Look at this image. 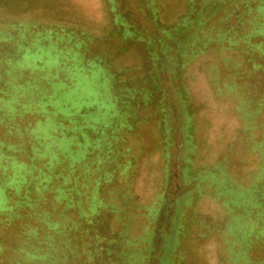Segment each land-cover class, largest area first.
<instances>
[{"label": "flooded vegetation", "instance_id": "1", "mask_svg": "<svg viewBox=\"0 0 264 264\" xmlns=\"http://www.w3.org/2000/svg\"><path fill=\"white\" fill-rule=\"evenodd\" d=\"M251 1L256 3L255 8L260 14L264 0H184V6H188L186 11L179 15L174 24L166 25L158 18L162 7L157 0H120V23H127L130 41L142 44L145 66L150 68V72L155 68L151 78H146L144 89H132L145 91L143 101L148 102V107L153 105L156 108V119L153 120L160 133V166L158 173L151 174L145 183L151 185L149 193L152 196L140 198L133 189L136 175L133 161L138 155L129 145L127 135L129 137L133 133L138 120L133 121L136 113L134 103L137 99L132 94L119 97L123 106L122 110L119 109L121 113L118 124L116 120L112 126L105 127L101 124L102 118L90 111L85 112L78 120L72 117L58 118L53 125V115L39 113L35 109L22 111L19 115L11 114L15 91L28 90H17L11 80L5 81L4 76H0V125H3L6 117L12 118L13 124H6V132L14 138L13 143H19L15 139L29 143L40 139L45 143L44 139L50 132H58L60 138L64 137L63 133L66 134L63 139H71L62 141L66 148H82L84 135L94 141L85 161L79 156L75 157L73 161H66L63 169L62 182L69 191L67 197H63V202L59 201L63 205L59 216L62 219L59 251L63 258L59 259L52 253L58 261H63L64 264H245L243 252L246 227L241 217L243 210H240V201L234 197L233 192L228 195L226 190L220 188L226 183L224 171L229 164V153L227 155V152L221 151L213 166L196 164L199 146L196 140L200 132L196 117L200 110L194 95L186 89L180 74L182 67L178 63L181 59L182 64H185L198 57L212 42L217 46L222 43L223 47L240 48L241 58L251 62V68L246 66V70H240L239 62H229V65L227 62V70L235 72L233 78H229L230 83L226 84L224 90L216 88L217 91L212 92L221 97V100L232 103L233 113L242 124L243 129H238L236 143L231 146L241 147L237 139L251 140L252 145L245 146L247 152L260 156V125L257 121L260 110L255 109L256 104L253 103L257 97L264 95V30H253L248 41L254 44L239 39V30L245 23H249L242 15L250 13L246 10ZM201 10H205L204 14L207 10L212 11L214 16L221 14L220 21H227V27L215 38H208L203 46L192 38L189 42V46L193 42L191 50H184V55L177 57L178 62H173L171 70L176 68L177 80L174 82L171 79V84L175 89L176 101L172 100L170 104L173 98V91L168 87L170 76L162 75L163 68L157 65L162 61V56L179 48L174 45L179 31L192 35L193 31L197 34L203 29L199 22ZM232 17L234 21L230 20ZM8 26L12 28L11 32L0 36L1 63L6 64L9 59L23 61L28 54L37 51L36 46L40 43L50 46L54 43L64 54L74 50V59H85L82 50L86 45L78 46L83 45L84 40L72 41L71 33L64 29L61 34L55 28L44 29L38 27V24ZM34 27L38 29L33 30ZM46 36L52 38L51 43L44 39ZM28 37L31 39L28 40ZM71 54L67 53L65 56L68 62L73 61ZM244 59L242 60L245 61ZM92 62L93 60H88L86 65L89 67V75L94 77L97 68L91 66ZM75 65L66 66V63H61L60 68H56L55 75L56 78L61 77L60 75L63 77L59 81L42 80V87L47 86L44 91H81V80L75 75ZM15 67L18 70L28 69V61ZM71 68L73 71L69 72ZM8 69L11 70V66L8 65ZM128 71L133 73V69ZM171 73L173 76V72ZM218 75L219 73L212 80L218 79ZM152 78L158 83L156 88L152 87ZM5 83L12 87H5ZM77 85L81 87L78 90ZM32 86L34 85L30 87ZM117 99L118 97L111 96L112 101L117 102ZM170 105L173 119L169 115ZM49 110L53 112L51 108ZM30 116L35 117V123L18 129L21 119ZM142 122L139 120V124ZM224 139L222 137L221 141L224 142ZM40 151L32 152L33 159L44 160L49 164L51 155ZM22 164L30 171L27 163L19 165ZM37 183L38 180L31 185L34 190L40 191L42 185ZM25 185L26 182L20 186L22 190ZM53 192L50 191L51 198H54ZM204 195H209L214 200V205L209 210L200 208L201 197ZM250 237L254 240L253 234ZM70 260L74 262L70 263Z\"/></svg>", "mask_w": 264, "mask_h": 264}, {"label": "rangeland", "instance_id": "2", "mask_svg": "<svg viewBox=\"0 0 264 264\" xmlns=\"http://www.w3.org/2000/svg\"><path fill=\"white\" fill-rule=\"evenodd\" d=\"M158 2L162 7L158 18L164 21L166 25L174 24L179 15L183 14L188 7L186 5L184 6V0H157ZM250 4L256 5L252 1ZM120 9V0H0V36L2 34L7 35V33L11 32L12 28L8 24H38V27L41 26L44 29L55 28L61 34L64 33L61 31L64 29V31L71 33L72 41H77V39L84 40L85 43L78 46L82 47L86 45L84 50H82V56L85 59H79L77 57L74 59L73 56L75 53L72 50V54L70 51L65 52L66 54L70 53L71 59L73 60L68 62L65 58L66 54L63 52L62 54L58 50V47L54 43H51L52 38L46 36L44 39L48 43H51V46L45 43L37 45V51L28 54L23 60L28 61V69L18 70L15 67L23 63L22 59H9V62H6L7 65L0 63V68L2 67L1 71L4 73V80L10 81L11 79L15 89L20 90V88H25V90H28L15 91L12 98L11 114L19 115L22 111L35 109L39 113H45L49 116L53 115V125L58 118L64 119L72 117L78 120L83 117L85 112L90 111L102 118L101 124L105 127L112 126L116 120V124H118L120 120L118 118L121 113L119 109L122 110L121 106H123L119 97L120 95L126 97L128 93L132 94L137 99L134 103L136 113L133 115L136 119L134 118L133 121L138 120V125H134L133 133L129 137L127 135V140L133 152L138 155L136 160L133 161V165H136V175L134 176L135 185L133 189L138 193L140 198H144L147 195H153L149 193V187L151 185L145 183L148 182V177L151 174H157L159 171V151L161 144L158 125L154 121L156 119V108L153 105L148 107L146 104L148 102L142 99L144 98L145 91L137 90L146 87L145 80L146 78H151V74L155 73V68H153V72L149 71L150 68L145 66V51L142 44L130 41L128 38V25L125 22L121 24L120 16L118 17ZM202 11L198 15L199 22H201L200 25L203 26V29L199 30L198 35L196 31H193L192 35L189 32L179 31L177 34V42L174 44L179 48H175V50L165 54L161 58L162 61L158 62L157 66L163 68V73L161 74L170 76L169 80L173 79L176 82V68L174 71L171 70L172 64L173 62H178L177 57L184 55V50H191L193 42L189 46L190 41L200 42L202 44H197L203 46V43L206 45L205 41L208 38H215L219 32L226 30L227 21H220L221 14L214 16L211 14L212 11L207 10L205 15L204 11ZM244 17L248 19V16ZM249 17L252 18L253 16L250 15ZM122 20L125 21V19ZM230 20L234 21L235 19L232 17ZM248 24H244V27L239 30V35L247 33L250 28H253L252 25L250 26ZM38 27L32 29L35 30ZM30 39L28 37V40ZM205 49L206 51L204 53H201L189 62L186 61L185 64H182L183 60L181 59L178 63L179 67H182L180 74L186 89L191 95H194L200 110L196 117L197 126L200 127V132L196 140L199 144L196 164L213 166L218 161L221 151L227 152V155L229 153V164L227 166L229 176L232 177L235 184L248 187L260 171L261 164L264 161V146L260 148L263 153L262 156L254 152H247L245 146H251V140L237 139L241 147L231 146L236 143L235 139L238 134V129H243L242 124L237 121L233 113L232 103L228 100H221V97L215 96L212 91H217L216 88L224 90L226 84L230 83L229 78H233L232 76L235 72L227 70V62L228 65L229 62H239L241 65L239 67L240 70H246V66L251 68V62H248L244 57L241 58L240 48L232 49L223 47L222 43L217 46L216 43L212 42ZM88 60H93L91 66L97 68V74L94 77H91L88 73L90 72L88 71V65H86ZM62 62L66 63V66L76 64L74 71L75 75L81 80L80 86L82 88L77 85V89H75L78 90L81 88V91H44L47 86L42 87V80L50 82L51 79H57L59 81L63 77V75H60L61 77L56 78L55 75L56 68L59 69ZM8 65L11 66V71H7V75L5 69L8 68ZM128 69H133V73H130ZM72 71L73 69L71 68L69 72ZM171 72H173V76ZM218 73V79L212 80ZM60 74H63V72ZM152 79V87L156 88L158 83L154 78ZM171 82L172 80L168 86L173 91V98L170 100V104H172V100L176 101L174 96L175 89ZM55 84L58 85L57 83ZM1 85H3V82H1ZM31 85L34 86L30 87ZM4 86L7 88L12 87V85H7L6 83ZM135 88L137 90L132 91ZM180 95L183 96L182 93ZM111 96L113 98L115 96L118 97L117 102L112 101ZM255 100L256 102L253 103L256 104L255 109L260 110L257 121H259L258 123L260 125L259 141L261 142L264 139V95L262 94L261 97L259 96ZM257 104L260 105L259 108ZM170 106L169 115L173 119V113L171 112L172 105ZM49 108L53 112H50ZM112 112L114 113L112 114ZM139 120L143 122L139 124ZM34 123L35 117L30 116L21 119L19 126L16 125L18 129H24ZM6 124H13L12 118L6 117L3 125H0V141L13 143L14 138L10 137L6 132ZM246 132L248 135L251 134L248 130ZM58 135V132L55 134L50 132L44 139L48 145V153H51L53 155L52 157L56 160L60 159L58 145L62 141L71 140L63 139L66 138V134L64 133L63 138H60ZM222 137L225 138L224 142L221 141ZM15 140L20 143L19 139ZM24 142H26V146L23 151H26L21 155L27 157V161L30 162V157L33 156V153L28 144L29 142ZM93 144V139L84 135V141L81 144L82 148L76 154L73 152V149H68L69 156L72 159L79 156L85 161L91 152V146ZM15 154L19 155V153ZM15 158L17 159L18 157ZM4 159L5 157H2L0 160L2 161ZM43 163L42 160L37 161V168H40ZM48 170L51 171V169ZM31 174L33 175L32 179H34V176L38 175V171L30 169L29 175ZM4 175L3 180L6 182L8 176L6 173ZM1 180L0 212L10 211L15 214L16 211L20 216H23V218L18 219L19 223L12 221L11 225L7 226L6 218L9 215L8 212L0 213V243L4 249V254L11 255V250L18 249L16 244H20L21 240L27 236L23 234V226L26 223L35 225V220L32 217L27 219L24 217L26 212H30L33 209L26 205L25 208H21L24 200L26 201L28 198L26 199L24 195H21L20 186L28 181V175L21 174L18 181L12 178L10 179L13 181L12 183L18 185H16V190L12 189L7 191L8 197L4 194V189L2 188L3 181ZM45 196H50L48 198L51 199L52 195L46 190ZM30 197L32 199L30 202L33 203L36 197L34 190L30 193ZM213 202L212 197L204 195L201 197L200 208L209 210ZM52 205L55 207L54 217L59 218L63 205L56 200L52 202ZM44 206L48 210L53 208L48 202ZM36 224H38V221ZM40 235L38 236L41 238L42 236ZM12 239L15 241L12 242ZM31 240L35 241L36 238H31ZM57 251L52 253H55L59 259L63 258L60 251ZM263 255L261 249H254L253 257H255L258 263L263 259ZM52 258L48 257L45 259L50 260ZM69 262L73 263L74 261L70 260ZM42 264L49 263L47 261ZM60 264H64V262L62 261Z\"/></svg>", "mask_w": 264, "mask_h": 264}, {"label": "trees", "instance_id": "3", "mask_svg": "<svg viewBox=\"0 0 264 264\" xmlns=\"http://www.w3.org/2000/svg\"><path fill=\"white\" fill-rule=\"evenodd\" d=\"M253 8V9H252ZM250 13H245L248 19L246 21H249L248 25H252L253 28L249 29L247 33L241 34L239 39L246 40L249 44L250 43L248 39L251 38L254 31H260L263 32L264 30V5H261L260 8V14L257 12V8H255L254 5L249 4V8L246 10ZM252 15L253 17H249ZM246 24V23H245ZM264 49V48H263ZM1 63V62H0ZM63 63V62H62ZM4 64V63H1ZM2 68V67H1ZM0 68V76L3 77L2 71ZM7 71H11L8 68L5 69V72L7 74ZM8 75V74H7ZM11 80V79H10ZM54 81V80H53ZM11 82H13L11 80ZM120 111V110H119ZM54 118H52L53 120ZM0 159L2 157H5L4 160H0V180L2 177L3 184L2 188L4 189V194L6 197L7 191L15 189L16 185L12 183L13 181L10 180L15 179L18 181L19 176L22 174L28 175V181L26 182L25 187L23 190L21 189V195H24L25 198L28 200H24V203L21 205V208H25V205L29 208L33 209L32 211L26 212V215L24 216L26 219L32 217L35 220V225H30V223H26L23 226V234L27 235L25 239L21 240V243H17L18 249L11 250V255H8L7 253L4 254V249L2 248V244L0 243V263H7V264H42L43 262H47L49 264H60L61 261H58L56 256L52 254V252L59 250L61 248V230H60V222L61 218L54 217V211L55 207L52 205V202L56 199L58 202H63V197H67V192L69 191L68 187H66V184L62 182V177H64V168L66 167V161H71L72 159L69 156L68 149L65 146L62 145L64 142H61L58 145V150L60 159L56 160L50 153V161L49 164L42 160L44 163L40 166V168H37L36 162L41 160H35L34 157H30V162L27 161V157L22 156L21 154H24L26 150L23 151V149L26 146V142H20V143H5L0 141ZM30 146V149L32 152H37L38 150H41L40 152H45V154H49L47 151L48 145L47 143H43L42 141L36 140L34 142L28 143ZM65 145V144H64ZM3 146V147H2ZM79 146V145H78ZM264 146V139L260 142V148ZM73 152L76 154L77 151H79V147L72 148ZM260 156L263 155L262 151H260ZM15 153H19V155H16ZM15 157H18L17 159ZM73 161V159H72ZM20 163H27L28 168L31 170L38 171V175H35L34 179H32V174L29 175V170L24 169L26 168L25 164L19 165ZM71 164H73L71 162ZM30 166V167H29ZM24 169V170H22ZM48 169H51L49 171ZM28 171V172H27ZM57 171V173H56ZM27 172V173H26ZM66 172V171H65ZM8 173L7 181L4 182L3 177L4 174ZM72 173V172H71ZM225 184H223L222 188L223 190L227 191V194L229 195L230 192L234 193V197L236 196V199H238L240 202L238 205H240V210H243V213L241 214V217L245 221V247H244V261L245 264L249 263H255L256 260L255 257H253V251L255 248L261 249L264 254V161L261 164L260 171L256 174L253 182L248 187H243L239 184H235V181L232 179L231 176H229L228 171L225 170ZM18 176V177H17ZM32 180L41 184L42 188H40V191L33 189ZM18 187V186H17ZM20 190V188H19ZM34 190L36 192V197L33 200V203L30 201L32 200L31 197L29 198L30 193ZM48 190L54 191V199L53 197L50 199L49 196H45V191ZM43 191V192H42ZM227 195V196H228ZM232 196V195H230ZM230 199V197H228ZM49 203L53 208L51 210H48L47 207L44 205L46 203ZM59 202V203H60ZM39 210V211H37ZM8 212V216L6 218L7 226L11 225L13 222H18L19 218H23V216H20V214L11 213L10 211H4L0 213ZM62 212V211H61ZM61 215V213H60ZM59 215V216H60ZM63 218V217H62ZM38 221V224L36 222ZM19 223V222H18ZM5 224V223H4ZM41 234V235H40ZM254 235V240H251L250 235ZM42 236L41 238L38 236ZM35 239V241L31 240ZM39 240H38V239ZM251 240V241H248ZM15 240L12 239V242ZM34 250V251H33ZM52 252H50V251ZM53 257L50 260H46L45 258ZM7 261V262H6ZM60 262V263H59ZM258 264H264V255L263 259L259 261Z\"/></svg>", "mask_w": 264, "mask_h": 264}]
</instances>
